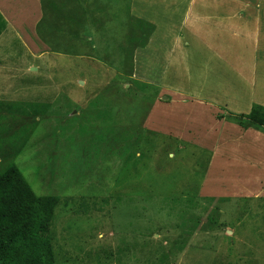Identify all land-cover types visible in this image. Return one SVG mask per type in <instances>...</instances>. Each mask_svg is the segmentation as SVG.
I'll use <instances>...</instances> for the list:
<instances>
[{"label": "rangeland", "instance_id": "374dc122", "mask_svg": "<svg viewBox=\"0 0 264 264\" xmlns=\"http://www.w3.org/2000/svg\"><path fill=\"white\" fill-rule=\"evenodd\" d=\"M19 1L48 20L44 0H0V103L18 106L0 108V145L61 199L56 264H264V134L231 120L264 105V0H67L108 29L86 20L83 55L42 18L37 55L23 47Z\"/></svg>", "mask_w": 264, "mask_h": 264}, {"label": "trees", "instance_id": "16d2710c", "mask_svg": "<svg viewBox=\"0 0 264 264\" xmlns=\"http://www.w3.org/2000/svg\"><path fill=\"white\" fill-rule=\"evenodd\" d=\"M73 1L76 5L81 3L80 0H71V2ZM66 2L67 0H44L46 4L45 10L48 11V20L44 21L42 17L40 25L37 27V32H40L42 27H45L44 31H49V36H56L55 34L67 31L68 38H73L74 41L73 50L77 54L83 55L82 53L86 52L84 49L85 44L90 49H93L91 38L86 35V32H88L86 20H90V26L99 24V30L108 31V29L103 25V22L102 24L100 23L99 19L95 21L94 17H87L86 11L82 9L78 11L71 10ZM115 16L111 17L115 18ZM143 25L146 26L145 23L138 22L139 27ZM4 29V22L0 18V34ZM150 29L152 28L150 27ZM41 36L44 35L41 34ZM50 40H54L53 37ZM130 42L134 43V39H130ZM143 44V42H140L139 46L144 47L145 45ZM57 47H54L55 51H57ZM109 47V44H106L104 50ZM58 50L63 52L61 49ZM119 50L123 59L125 58V64H127V61L131 60L133 51L123 47H120ZM63 53L66 52L64 51ZM99 53H102V48L96 51L97 57ZM0 108L2 110L5 108L13 116L18 106L16 104L7 106L4 103H0ZM97 113L98 116L101 115L99 112ZM231 120L244 131L253 129L264 134L263 106L255 105L251 108L248 115H238ZM31 131L29 134H31ZM110 131L112 132V129ZM17 136H14V138ZM131 139V136L123 139L126 141L119 149L121 157L125 155H127V159L133 157V151L131 153L122 151L131 144L133 147L138 146V140H134L132 143ZM12 147L11 141L0 145V154H2V160L4 159V161H0V264H56L51 226L55 216V209L61 199L56 196H37L34 193L19 168L13 164V161L21 154V149L12 150L10 149ZM5 161L7 162L6 166L4 165ZM86 205L85 202L80 204L81 207Z\"/></svg>", "mask_w": 264, "mask_h": 264}, {"label": "crops", "instance_id": "0c3cea01", "mask_svg": "<svg viewBox=\"0 0 264 264\" xmlns=\"http://www.w3.org/2000/svg\"><path fill=\"white\" fill-rule=\"evenodd\" d=\"M13 3H14V1L11 2V4H13ZM30 5H31V2H30V4L26 5L20 1L15 4V8L19 12H21V18H22V20H19L17 22V27L21 32H23V33H21L23 35L22 42L24 43V44H22V46L25 47L24 45L26 44L27 47L29 49H31L33 55H37V52H34V50L37 51L38 46L36 45L34 39H32V36H33L32 34H34V32H32V30L34 31L36 24H38V22L42 18V16H39V15L36 16L37 15L36 11L38 10V7H39L37 2L36 3H35V1L32 2V5H33L32 7H30ZM32 15H33V17H32ZM209 15H211V14L208 12H204L203 15H194V16L196 17V19L200 20L199 24L207 25L208 22H212V18H208ZM0 18L2 19V21L4 22V25H5V29L0 34V40H2L4 38V35L6 34V32H7V34L12 35L14 29L10 26L9 21L6 20V18H4L1 13H0ZM214 22H215V20H214ZM17 34H18V31H17ZM15 35H16V33H15ZM16 37L18 38L17 35H16ZM15 40L12 41V44L14 45L13 47L16 48V41ZM18 40H20V39L18 38ZM46 42H44V43L40 42V44L43 48H46L47 50H49V47H47L48 43H46ZM0 48H1V46H0ZM0 51H2V50H0ZM41 51H43V50H41ZM41 51H38V52H41ZM44 54L45 53L43 52L40 54V56L44 55ZM220 58L223 59L222 61H224L225 58L223 57V53H222V55H220ZM253 80H254V75H253L250 83H252ZM256 104H258V106H264V105H260L259 103H256ZM244 132H247L248 134H250V133L255 134V130H251V129L244 131Z\"/></svg>", "mask_w": 264, "mask_h": 264}]
</instances>
